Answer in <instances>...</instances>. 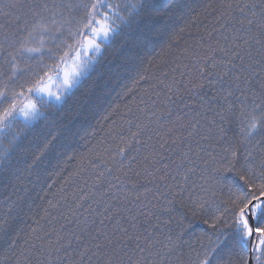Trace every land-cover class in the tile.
<instances>
[{
	"label": "snow or ice",
	"instance_id": "snow-or-ice-1",
	"mask_svg": "<svg viewBox=\"0 0 264 264\" xmlns=\"http://www.w3.org/2000/svg\"><path fill=\"white\" fill-rule=\"evenodd\" d=\"M127 18L110 0H0V163L13 122L62 102ZM122 99L0 264H264V0H203Z\"/></svg>",
	"mask_w": 264,
	"mask_h": 264
},
{
	"label": "trees",
	"instance_id": "trees-1",
	"mask_svg": "<svg viewBox=\"0 0 264 264\" xmlns=\"http://www.w3.org/2000/svg\"><path fill=\"white\" fill-rule=\"evenodd\" d=\"M110 2H120L121 11L128 14V8L123 6L125 0ZM202 2L145 0L140 12L128 14L127 20L119 22L117 28L123 34L106 44L108 47L100 66L93 64L91 78L78 84L73 96L61 108H53L54 104L43 105V115L28 126L20 119L13 122L12 131H8L5 139H12L15 129H22V134L14 155L9 159L4 156L6 163H0V211L8 198L20 196L22 199L9 213L11 220L7 229L0 232V250L7 248L11 239L26 225L29 215L39 209L49 182L57 179L52 175L61 168L67 175L78 165L77 159L67 160L68 157L87 154L88 147L104 136L106 122L103 116L117 104L121 106L120 111L124 110L126 100L122 99V93L131 86L148 59L168 43L171 34ZM93 131L95 136L90 135ZM52 137L55 140L48 151L33 164L37 152ZM21 180L27 181L26 185L19 186Z\"/></svg>",
	"mask_w": 264,
	"mask_h": 264
},
{
	"label": "bare ground",
	"instance_id": "bare-ground-1",
	"mask_svg": "<svg viewBox=\"0 0 264 264\" xmlns=\"http://www.w3.org/2000/svg\"><path fill=\"white\" fill-rule=\"evenodd\" d=\"M132 3H133V0H125V2H124V4H123V6L124 7H127L128 8V14H131V15H133L134 13L135 14H137L138 12H140V10H141V6L143 7L144 6V3H145V0H140V2L138 3V5L136 6L138 9H136V7L135 8H133L132 7ZM104 10L105 11H108V9H107V7H105L104 8ZM123 34V31L122 30H119V28H116V30L114 31V33L108 38V40L105 42V43H103V48H102V50H101V52H100V54L97 56V58H96V60L93 62V64L95 63V64H97L98 66H100V64H101V59H102V57H104L105 56V52L104 51H106V49H107V47H108V45H106V44H108V43H110L111 41H114L115 39H117V38H120V36ZM49 63H51L50 61H49ZM42 75H43V73H41ZM53 74V73H52ZM85 75H84V77H82V78H80L79 79V81H78V83L76 84V86L78 85V84H80L81 82H83V80L85 79V78H88V79H90L91 78V69L89 68L85 73H84ZM55 76V73H54V75H52V77H54ZM75 86V87H76ZM75 87L74 88H72L67 94H66V96H65V98H63V100H62V102H60V103H57L56 101H53V102H51V103H48V104H54L52 107L53 108H61L62 106H63V104L68 100V98L69 97H72L73 96V92H74V89H75ZM10 131H12V129L10 130ZM6 140H11V139H6ZM21 140V138H18V139H16L15 140V142H14V144H13V147L11 148V150L7 153V155H6V157L9 159V158H11V156H13L14 155V153H15V151H16V148L15 147H17V141H20ZM6 161H7V159L6 158H2V162L3 163H6Z\"/></svg>",
	"mask_w": 264,
	"mask_h": 264
},
{
	"label": "rangeland",
	"instance_id": "rangeland-1",
	"mask_svg": "<svg viewBox=\"0 0 264 264\" xmlns=\"http://www.w3.org/2000/svg\"><path fill=\"white\" fill-rule=\"evenodd\" d=\"M106 41H107V40H106ZM106 41L102 40L101 43L103 44V43H105ZM92 66H93V63H92V65L90 66V69H91ZM84 75H85V74H84ZM84 75H83L82 77H84ZM82 77H81V78H82ZM57 84H58V81L56 80V77L54 76V77H53V82H52V88H53V91L56 90V86H57ZM75 86H76V85H75ZM75 86H74V87H75ZM74 87H73V88H74ZM64 98H65V97H64Z\"/></svg>",
	"mask_w": 264,
	"mask_h": 264
}]
</instances>
